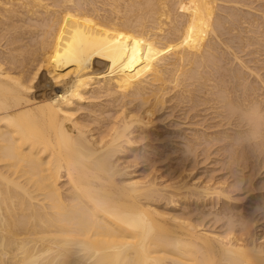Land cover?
Returning a JSON list of instances; mask_svg holds the SVG:
<instances>
[{
  "label": "bare ground",
  "instance_id": "1",
  "mask_svg": "<svg viewBox=\"0 0 264 264\" xmlns=\"http://www.w3.org/2000/svg\"><path fill=\"white\" fill-rule=\"evenodd\" d=\"M254 105L264 0H0V264L264 245Z\"/></svg>",
  "mask_w": 264,
  "mask_h": 264
},
{
  "label": "clouds",
  "instance_id": "2",
  "mask_svg": "<svg viewBox=\"0 0 264 264\" xmlns=\"http://www.w3.org/2000/svg\"><path fill=\"white\" fill-rule=\"evenodd\" d=\"M245 142L258 144L261 146L260 151H264V110H260L258 105L253 106L248 136L243 141H237L234 148L240 149ZM226 225L232 232L246 227L245 221L235 215L226 221ZM227 257L226 264H264V245L231 246L227 249Z\"/></svg>",
  "mask_w": 264,
  "mask_h": 264
},
{
  "label": "rangeland",
  "instance_id": "3",
  "mask_svg": "<svg viewBox=\"0 0 264 264\" xmlns=\"http://www.w3.org/2000/svg\"><path fill=\"white\" fill-rule=\"evenodd\" d=\"M243 192H246L245 190H243Z\"/></svg>",
  "mask_w": 264,
  "mask_h": 264
}]
</instances>
